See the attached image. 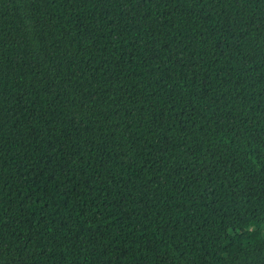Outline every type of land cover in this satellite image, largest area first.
I'll list each match as a JSON object with an SVG mask.
<instances>
[{"label":"trees","instance_id":"obj_1","mask_svg":"<svg viewBox=\"0 0 264 264\" xmlns=\"http://www.w3.org/2000/svg\"><path fill=\"white\" fill-rule=\"evenodd\" d=\"M0 264H264V0H0Z\"/></svg>","mask_w":264,"mask_h":264}]
</instances>
